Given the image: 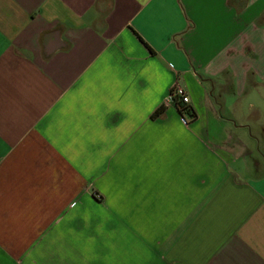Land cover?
<instances>
[{"label": "crops", "instance_id": "0c3cea01", "mask_svg": "<svg viewBox=\"0 0 264 264\" xmlns=\"http://www.w3.org/2000/svg\"><path fill=\"white\" fill-rule=\"evenodd\" d=\"M262 99L264 0H0V264H264Z\"/></svg>", "mask_w": 264, "mask_h": 264}, {"label": "rangeland", "instance_id": "374dc122", "mask_svg": "<svg viewBox=\"0 0 264 264\" xmlns=\"http://www.w3.org/2000/svg\"><path fill=\"white\" fill-rule=\"evenodd\" d=\"M227 95H228V98L231 97L232 100L237 101L238 103L245 102L246 99H247V97H248V94H247L246 96L243 95V96H241V98H238V99L235 100L234 99L235 97L232 96V94L229 93ZM261 103L264 104V99L261 100ZM223 112H224V110H223ZM245 116H247L248 119H249V118H252L253 116H256V115L254 113H252V114H247ZM256 127L257 126H255V128ZM92 192H97L99 195L104 196V197L105 196L107 197V196L110 195V190H108V189L98 190V189H96L94 187V183L91 182V183L88 184V186L86 188L80 190L79 193H78V195L76 197H84L85 196V197L91 198L92 197V195H91ZM74 207H75V201L72 203L71 209L74 208ZM111 207H112L111 204L107 203V201L105 202L104 200L102 202V205L93 202V203H89L88 205L84 206L85 211L89 214V218H94L96 213H100V212H103V213L110 212ZM85 211L83 210L82 212H85ZM77 223H78V221H77ZM89 223H95V222L94 221H89ZM73 226H75V225H73ZM73 228H77V227L75 226Z\"/></svg>", "mask_w": 264, "mask_h": 264}, {"label": "trees", "instance_id": "16d2710c", "mask_svg": "<svg viewBox=\"0 0 264 264\" xmlns=\"http://www.w3.org/2000/svg\"><path fill=\"white\" fill-rule=\"evenodd\" d=\"M175 101V100H174ZM175 104L177 106V109L179 111V113L181 114V116L183 117H189L191 120H194L196 118V114L193 110V108L188 105H182L179 102L175 101ZM166 106L164 104L160 105L152 114V118H155L159 115H161L163 113V111L165 110ZM92 197L98 199L99 201H102V196L99 195L97 192H92L91 193Z\"/></svg>", "mask_w": 264, "mask_h": 264}, {"label": "built area", "instance_id": "2783aa9c", "mask_svg": "<svg viewBox=\"0 0 264 264\" xmlns=\"http://www.w3.org/2000/svg\"><path fill=\"white\" fill-rule=\"evenodd\" d=\"M170 97L182 105H189V97L181 85L177 84L174 86L173 90L171 91Z\"/></svg>", "mask_w": 264, "mask_h": 264}]
</instances>
